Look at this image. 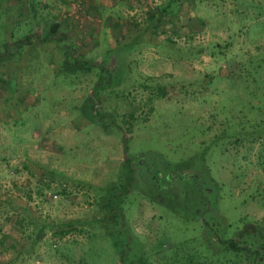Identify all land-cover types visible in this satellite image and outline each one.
Here are the masks:
<instances>
[{"label": "rangeland", "instance_id": "1", "mask_svg": "<svg viewBox=\"0 0 264 264\" xmlns=\"http://www.w3.org/2000/svg\"><path fill=\"white\" fill-rule=\"evenodd\" d=\"M167 2L0 0V264H264V0Z\"/></svg>", "mask_w": 264, "mask_h": 264}, {"label": "trees", "instance_id": "2", "mask_svg": "<svg viewBox=\"0 0 264 264\" xmlns=\"http://www.w3.org/2000/svg\"><path fill=\"white\" fill-rule=\"evenodd\" d=\"M32 3V2H31ZM33 4V6H34V3H32ZM172 4V2H171V0H168V2L166 3V4H163V5H161V6H159V7H155V9H153V11H152V13H153V16H155L157 13H165L166 11H168V6L170 7V5ZM58 27H59V25H58V23L57 22H53V23H51L50 25H48L47 26V33L46 34H44L43 35V38L45 39V40H53V39H55L54 41L55 42H57V41H59L58 39H56V37H55V35H56V33L58 32ZM36 35H38V34H36ZM26 36H28V35H26ZM23 38H25V37H23ZM53 38V39H52ZM25 41H27L28 42V39L26 40V39H24ZM58 43V42H57ZM3 44H4V48H5V52H7L6 51V48H8V44L6 43V42H3ZM133 44V43H132ZM132 44H129L128 45V43H126V47L127 48H129L130 47V45H132ZM58 45H59V43H58ZM59 47H60V45H59ZM61 50H62V53H63V56H64V60H63V62L64 63H66L65 64V70H72V69H76V68H80V66L78 67V65H79V63H83V61L82 60H80V59H78L76 56H73L72 55V53H71V50H70V47H66V48H64V50L62 49V48H60ZM128 50V49H127ZM69 56H70V59L71 60H74V61H70L68 58H69ZM87 69L86 70H90L89 68H90V66H87L86 67ZM258 82H260V83H264V81H258ZM253 94V97H257V93H254V92H252L251 93V95ZM260 97H261V101L264 99V93H261L260 92ZM264 103V101H262V104ZM261 106V105H260ZM92 116H95V115H92ZM231 124V123H230ZM260 124H264V121H262ZM262 134H263V136H264V132H262ZM114 200H115V198H112V202H114ZM115 202H116V200H115ZM114 213L112 212L111 213V215H112V218L113 217H115V214L113 215ZM103 217V219L104 218H106V215H103L102 216ZM103 221V220H102ZM103 225H104V223H103ZM108 230V229H107ZM107 234H108V232H107ZM215 239V238H214ZM220 240V239H219ZM219 240H217V241H219ZM221 241V240H220ZM234 241V238H228V239H225L224 241H222V242H224L225 244L228 242V245L230 246V245H235V243L233 242ZM114 243H116V241H114ZM235 248H236V246H234ZM127 250H128V244L127 245H124L122 248H121V246H120V248H119V250H118V252H119V256H120V259L121 260H123L124 259V256H126V253H127ZM125 264V263H124ZM128 264H130V263H128Z\"/></svg>", "mask_w": 264, "mask_h": 264}]
</instances>
